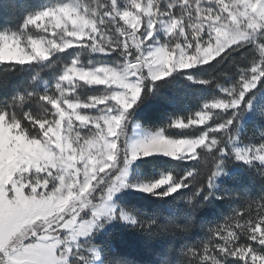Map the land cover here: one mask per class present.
<instances>
[{
	"label": "snow or ice",
	"instance_id": "snow-or-ice-1",
	"mask_svg": "<svg viewBox=\"0 0 264 264\" xmlns=\"http://www.w3.org/2000/svg\"><path fill=\"white\" fill-rule=\"evenodd\" d=\"M73 48L118 52L123 59L94 68L73 60L55 90L38 96L50 106L44 116L14 110L37 95L28 88L0 102V264H108L103 249L92 243L107 223L123 220L152 237L184 235L192 227L191 217L182 226L172 214L161 227L147 213L118 207L113 198L121 190L163 198L191 188V203L200 193L215 196L208 190L233 159L264 175V132L257 142L245 143L239 123L249 113L264 117V108L253 103L264 81V0H57L29 12L19 31L0 32V65L48 61ZM236 54L248 63L242 66ZM225 61L235 78L223 73L226 85L216 77L196 81L214 85L220 94L167 125L205 126L199 136L173 138L160 129L128 142L129 110L142 95L145 102L152 98L145 93L149 83ZM9 74L0 69V89L8 86ZM82 84L108 92L87 102L70 99ZM157 154L198 163L210 159L211 166L205 175L189 169L181 177L167 172L130 183L131 164ZM241 200L246 210L209 227L207 241L186 246L187 264H224L228 257L264 264V197L259 204L246 194ZM117 264L134 262L124 258Z\"/></svg>",
	"mask_w": 264,
	"mask_h": 264
},
{
	"label": "trees",
	"instance_id": "trees-1",
	"mask_svg": "<svg viewBox=\"0 0 264 264\" xmlns=\"http://www.w3.org/2000/svg\"><path fill=\"white\" fill-rule=\"evenodd\" d=\"M31 1L22 0V4L17 6L8 4L7 16L11 23L16 25V29H19V24L23 20L20 9L24 3L26 5L33 4ZM236 55L237 62L242 66L248 63L247 58H242L239 54ZM247 55L250 58L251 54ZM214 64L215 62H213ZM3 68L9 69L11 74H9L8 86L0 89V102H10L13 96L28 88L37 95L22 105H15L14 110L20 114L31 111L37 117L43 113L46 114L50 106L38 100L39 95L45 94L44 86L28 81L35 74L27 72L26 68L18 65L15 67L0 65V69ZM203 69L207 70L203 76H199L198 70H186L165 80L155 82V86L149 83L145 93H151L152 98L145 102L142 95L137 105L129 110L130 119L125 128V135H128L133 123L138 122L145 130L155 132L165 129L167 135L181 138L182 136L173 132V128L167 127L171 120L191 116L202 108L206 100L219 95L218 88L214 85L210 86L196 81L216 77L219 84L226 85V78L222 74L228 73L232 77L235 76V69L229 65L228 61L218 67L207 65ZM189 75L193 77L192 80L188 79ZM246 128L248 132H252L253 129L264 132V119H253L246 124ZM183 135H191V133L186 131ZM208 168H204L197 161L183 162L156 157L142 159L136 164V169L140 172L139 178L147 181L150 178H159L167 172L181 177L189 169H198L202 175H205ZM239 168L242 170L233 173L231 178L223 183V191L227 189L234 191L232 200H227L225 197L223 199H208L205 193H200L189 203V197L193 195L194 191L191 188L163 198L153 194L130 193L123 197L124 200H119L121 207L125 210L137 209L140 213H147L156 218L161 227L167 226L169 216L172 214H175L177 222L182 226L189 223L188 218L191 217L192 227L187 234L175 236L166 234L152 237L135 226L116 222L104 227V234L94 244L103 249V259L108 264H117L124 258L132 260L134 264H162L164 259H167L168 264H187L188 257L184 255L186 246L207 241L209 227L223 224L228 217L233 215L234 210H246L245 202L241 200L242 196L246 194L248 199L256 204L262 202L264 178H260L256 171L255 174L251 170L245 169L243 165ZM249 172L250 174L245 175ZM193 206H197L194 212Z\"/></svg>",
	"mask_w": 264,
	"mask_h": 264
},
{
	"label": "rangeland",
	"instance_id": "rangeland-1",
	"mask_svg": "<svg viewBox=\"0 0 264 264\" xmlns=\"http://www.w3.org/2000/svg\"><path fill=\"white\" fill-rule=\"evenodd\" d=\"M31 2H33V4H31V5L30 4L26 5L24 3V6L22 7V9H20V10H22V12H20V13L22 14L23 20L19 24V27H18L19 29H16L17 28L16 25L11 23V20L7 16V14H8L7 9H9L8 4H10V5L14 4L15 6L21 5L22 0H1L0 1V23H2V24L0 25V32H17V31H19L29 12L40 10L45 5L53 4V3L57 2V0H32ZM60 2H72V0H60ZM93 2H95V0H93ZM158 36L160 38H163L162 33H158ZM155 39H156V37H154V40ZM77 59L81 62V66L94 68V67H98V66H115L118 62L122 61L123 58L119 55L118 52H114L109 56V55H104V54H101L98 52H93L91 49L73 48V49H69L63 53L54 54L53 57L48 61H41V62H37V63H33V64H27V65H23L21 67L26 68L27 72H33V74H35V76H32L31 79H28L29 83L33 82L34 84L44 86V93L47 94V93H51L55 90V85L58 82H60L59 78L63 74L64 69L67 66H70L72 64L73 60H77ZM11 66L15 67L17 65H11ZM18 66H20V65H18ZM205 66H207V65L198 66V67H195L193 69H188V70H196V71L198 70L199 76H203V74L206 73V71H207V70L203 69ZM183 71H186V70H183ZM179 72H182V71H179ZM179 72L173 73L172 76L176 75ZM172 76H170V77H172ZM167 78H169V77H167ZM233 78H235V76ZM226 82L229 83V81L227 79H226ZM107 92H108V90L105 89L104 86H102V85L88 86V85L82 84L80 87H78L76 89V91L74 92L73 96L70 97V99L79 100L81 102H87L90 97L105 95ZM218 92H219V89H218ZM254 93H255L256 98L253 101V103H255L257 105L258 109L264 108V81H262L257 86V89L254 90ZM218 94H220V93H218ZM246 99H247V97H246ZM100 107L103 108L104 106L102 105ZM83 111H85L89 114H95L98 111V109H85ZM44 115L45 114L43 113L40 116H44ZM253 119H264V117L254 116V115L249 113L245 116V118L243 120H241L239 122L242 131H244V137L243 138H244L245 143L257 142L260 138V133H262L259 131V129H253L252 132L247 131L246 124ZM202 127H205V126L197 125V126H190L188 128H184V129L173 128V132L182 136L181 138H183L185 136L183 134H185L186 131H189V133H191V135H187V136L194 137V136L200 135V129ZM150 132H152V131L143 129V127L140 123L135 122V123H133L131 130L129 131L126 138H127L128 142H131L135 139L142 138L143 136L147 135ZM151 157L173 159V158L168 157V156L157 154V155H153L150 157H143L141 159L134 161L131 164L130 170H129V173H130L129 174V182L130 183L147 182V180H141L139 178L140 172L136 169V164L142 159L151 158ZM173 160H176V159H173ZM178 161L192 162V161H184V160H178ZM193 161H195V160H193ZM200 163L204 168H208V166L210 167V165H211V160L209 159L207 162L200 161ZM241 165H243L245 167V169L251 170L253 173L256 174L257 171L254 168H252L251 166L244 164L242 161H237V160L233 159L231 161V163H229L228 166L224 168L223 174L216 179L215 189H211V191L215 192V196H208V199H213V198L219 199L218 197H220L221 195L224 196L227 200L234 199V196H233L234 191L230 190V189L223 191V183L225 181L229 180L231 178V176L233 175V173L242 170L239 168V166H241ZM247 174H250V172L246 173L245 175H247ZM257 174L260 176V178H264V175H261L259 172H257ZM182 190H185V189H181L180 191H182ZM130 193L151 195L149 193L137 191L135 188L129 187V188H125V189L121 190L120 192L116 193L114 198H113V202L118 207H121V203H119V200H124L123 197L130 194ZM252 211H253V214H255V211H256L255 207H253ZM116 222H119L123 225H130V224L124 222L123 220H115V221H112L111 223H107L105 225V227H108L111 224L116 223ZM104 230H105V228L103 227V228H100L96 233H94V235L92 237V243L93 244L102 234H104V232H105ZM242 241L245 243H252L254 247H260L258 244H255V242L243 240V238H242ZM234 263L243 264V261H240L239 259L234 258V257H228V258L224 259V264H234Z\"/></svg>",
	"mask_w": 264,
	"mask_h": 264
}]
</instances>
